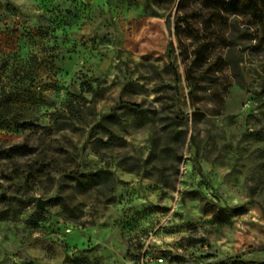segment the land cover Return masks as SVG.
Wrapping results in <instances>:
<instances>
[{
	"label": "rangeland",
	"instance_id": "rangeland-1",
	"mask_svg": "<svg viewBox=\"0 0 264 264\" xmlns=\"http://www.w3.org/2000/svg\"><path fill=\"white\" fill-rule=\"evenodd\" d=\"M179 3L0 0V264H264V0Z\"/></svg>",
	"mask_w": 264,
	"mask_h": 264
},
{
	"label": "trees",
	"instance_id": "trees-1",
	"mask_svg": "<svg viewBox=\"0 0 264 264\" xmlns=\"http://www.w3.org/2000/svg\"><path fill=\"white\" fill-rule=\"evenodd\" d=\"M175 1V0H174ZM238 0H216V5L215 7H220L221 4H223V7L226 8L230 6L232 9H237L239 6H250L253 7L257 11H261L262 7L259 5L258 1L259 0H245L243 4L237 3ZM188 0H180L179 3V10H182L185 8Z\"/></svg>",
	"mask_w": 264,
	"mask_h": 264
},
{
	"label": "water",
	"instance_id": "water-1",
	"mask_svg": "<svg viewBox=\"0 0 264 264\" xmlns=\"http://www.w3.org/2000/svg\"><path fill=\"white\" fill-rule=\"evenodd\" d=\"M45 204H46V201L45 200H42V199H40L39 201H38V208H43L44 206H45Z\"/></svg>",
	"mask_w": 264,
	"mask_h": 264
},
{
	"label": "built area",
	"instance_id": "built-area-1",
	"mask_svg": "<svg viewBox=\"0 0 264 264\" xmlns=\"http://www.w3.org/2000/svg\"><path fill=\"white\" fill-rule=\"evenodd\" d=\"M159 260H160V262H162L163 261V258H160Z\"/></svg>",
	"mask_w": 264,
	"mask_h": 264
}]
</instances>
